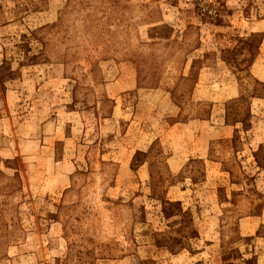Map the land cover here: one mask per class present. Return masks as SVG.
<instances>
[{"label":"rangeland","instance_id":"obj_1","mask_svg":"<svg viewBox=\"0 0 264 264\" xmlns=\"http://www.w3.org/2000/svg\"><path fill=\"white\" fill-rule=\"evenodd\" d=\"M0 264H264V0H0Z\"/></svg>","mask_w":264,"mask_h":264}]
</instances>
